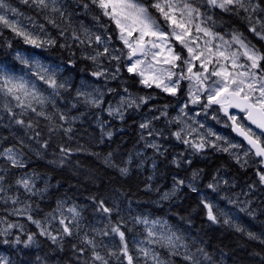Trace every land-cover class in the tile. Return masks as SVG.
Returning <instances> with one entry per match:
<instances>
[{
    "label": "trees",
    "instance_id": "16d2710c",
    "mask_svg": "<svg viewBox=\"0 0 264 264\" xmlns=\"http://www.w3.org/2000/svg\"><path fill=\"white\" fill-rule=\"evenodd\" d=\"M6 2L26 18L25 23H31L28 27H32V30L28 31L41 39H54L56 45L34 49L24 44L23 40L16 37L7 27L0 25V62L9 67L15 65L18 70L22 66L15 60V52H35L42 63L59 64L64 69L60 76L69 79L76 87H79L83 80L100 88L105 95L104 104L99 109L86 107L82 103L72 107L75 102L74 89L69 92L61 91V95L55 98V106L52 104L45 106V111L52 116L55 123H64L59 120L61 112L66 113L69 118L78 117L72 124L74 131L71 139L62 130L49 133V121L43 117H37L32 112L22 117L25 121L38 122L35 130L41 133L39 139L48 140L50 146L46 151L41 149V157L24 149L27 153L26 159L30 158L27 169H10L7 162L0 159V166L5 169V172L0 173L5 177V192L0 193V257L6 258L9 264H83L84 260L89 259L91 255V249L81 243L85 232L97 243L103 240L109 248L120 246L118 236L110 234L102 237L91 231L92 227L103 228L110 219L112 225L121 224V230L126 235L129 254L133 256V264H145V259L138 248L141 246L139 242L146 239V226L136 223V218H147L150 222L153 220L166 222L163 227L156 225L154 230L157 233L167 232L170 228L177 235H182L184 242L193 250L196 246H203L212 255L215 264H264V242H262L264 241V185L260 183L258 176V173L264 172V169L262 165L255 163L257 159L252 157L250 165L237 163L233 155L215 149H208L187 158L184 155L186 149L182 144L175 146L177 143L170 134L167 139L162 140L161 150L164 154L155 153L152 148L146 147V142L141 138L145 131L140 128L144 112L131 108L125 112L124 119L120 120L108 115L104 109L108 104L113 105L120 95H125L124 88H127L132 96L151 97V103L157 107L165 105L173 108L177 103V97H184L183 87H180L175 97L165 95L153 87H143L139 77L127 71L125 55H121L122 45L114 22L90 2L89 9L85 10L74 0H65L68 11L72 15L70 17L66 15L63 19L58 13L38 12L34 7L25 5L20 0H6ZM254 2L264 7V0H254ZM144 3L150 4L151 0H144ZM151 11L155 12L154 9ZM212 11L217 21L214 31L226 39L231 38L234 30L239 31L264 53V40L248 30V21L242 19L244 13L236 16L221 12L219 9ZM156 15L159 14L156 13ZM46 16L55 19L59 27L49 23ZM96 16L99 17L98 20L94 19ZM256 17L264 18V12L258 11L253 14V23ZM39 25L44 26L43 31L40 30ZM84 29H88L89 34L101 35L105 40L108 36L111 37V41L107 44L109 55L101 56L97 63L84 57L95 55V51H102L103 47L94 41L89 46ZM61 30L64 31L63 36L60 35ZM73 31L85 39L84 44L71 39ZM9 43L11 47L8 46ZM61 45L65 46L61 47ZM175 47L181 56L185 54L183 49L177 45ZM111 55L120 56V61L111 60ZM117 65L120 72L116 79L106 80L104 77L96 79L91 75L93 71L98 70H105L111 74L115 72ZM261 65L264 66V61H261ZM32 79L35 81V77ZM35 82L38 88L46 92L51 91L42 82ZM110 88H115L116 92L109 93ZM2 103L3 100L0 99V104ZM11 103L15 105V101ZM14 110L17 113L20 112L18 108ZM3 115L2 123L6 124L7 113ZM98 121H102L105 129L113 133L110 139L107 136L101 139ZM215 127L217 128L216 123ZM224 131L229 138L235 139L229 127ZM12 132L23 136L34 149L39 147L35 140H28L23 129L14 125L11 130L0 126V136L7 137L0 143V148L13 144L20 147ZM60 146L68 149L83 146L87 152L73 151L68 157V163L59 166L51 161L60 158ZM109 153H112V160L115 163L129 167L127 176H122L118 169L104 164L102 158ZM94 154H99L100 158ZM129 157L132 158V163L127 165ZM174 158L180 160L181 167L172 163ZM153 160L155 168L152 166ZM187 160L191 163H185ZM26 171H35L40 174L41 179L36 181L38 189L44 190L47 180V189L33 196L16 186L15 180ZM194 171L199 172V177L193 181L198 191L192 192L185 186L181 187L175 195H171L175 179H183L187 184ZM223 180L228 183L221 184ZM214 181L219 184L218 192H212L207 187ZM245 188L250 189L251 192L246 191ZM166 192L170 195L164 199L162 197ZM234 192L244 193V196L236 197L235 205L228 204V199L235 201L232 196ZM203 195H206L217 207L227 208L232 214V224H224L223 218L217 224L208 221L207 210L200 203ZM9 196L18 197V202L13 204L8 199ZM93 197L97 200L104 199L106 205L110 207L115 206V201V204L119 205V211H113L111 217L96 211L97 205ZM62 202L63 208L58 209V204ZM243 202L246 203L244 207ZM73 206L81 211V228L79 234L74 231L73 236H64L62 247L59 242L54 244L49 238L39 235L40 229L28 219L31 215L33 219L41 221L54 235H59L57 230L62 231V226L59 224L61 213L67 217L66 224L69 223L72 214L68 212V208ZM239 207L245 208L246 211H240ZM53 215L55 219L52 218ZM236 226L243 231H237ZM249 233L256 239L250 238ZM30 234H34L36 243L25 247ZM16 237L20 238L21 243H15ZM5 240L8 243H4ZM73 245L77 248H85L84 255L80 256L74 251ZM144 246L154 248L161 259L170 261L171 264H185L181 255L172 256L166 248L158 245ZM98 250L102 255L107 256L105 248L100 247ZM179 251L182 253L184 249L181 248ZM120 261L127 264L123 256L119 260L115 257L109 258V264H120ZM148 264H152L150 259Z\"/></svg>",
    "mask_w": 264,
    "mask_h": 264
},
{
    "label": "snow or ice",
    "instance_id": "6c2138e0",
    "mask_svg": "<svg viewBox=\"0 0 264 264\" xmlns=\"http://www.w3.org/2000/svg\"><path fill=\"white\" fill-rule=\"evenodd\" d=\"M20 2L34 7L38 12L58 13L62 19L66 15L68 17L72 15L68 11L65 0H20ZM74 2L85 10L89 9L90 2L101 9L104 16L115 23L116 28L119 29V39L129 50L126 54L121 52V55H126L127 60L132 61L130 65H127V71L141 77L140 83L148 87L155 84L157 88H161L162 91L174 96L180 90L181 81L185 79L191 81L192 83L189 85V98L191 102L193 104L199 102L201 95L207 93V102L203 105V108L207 109L213 104L219 105L220 110L232 122L231 127L233 131L243 137L251 146L244 155L247 156L249 151L254 149L257 157H264V140H262L264 138V66L261 65V61H264V53L239 31L234 30L231 33L230 40H226L223 35L214 31L217 21L212 11L213 9H219L221 12L236 16L244 13L245 15L242 19L248 21V30L259 39L264 40V18L256 17L253 23V14L258 11L264 12V7H261L260 3L254 2V0H151L150 4H145L144 0H74ZM152 9L155 12L151 11ZM6 10L11 11L13 15H20L18 10L12 8L6 0H0V25L11 30L16 37L23 40L24 44L30 45L34 49L56 45L54 39H41L39 36L26 30L23 26H20L18 21L9 20L6 14H2ZM156 13L159 15H156ZM45 18L54 27H59L55 19L47 16ZM94 19L98 20L99 17L96 16ZM161 19L168 25L170 30H166L162 26L160 23ZM39 27L41 31L44 30L43 25H39ZM193 28L196 35H193ZM84 34L89 46L94 41L97 45L103 47L102 51L96 50L95 55H86L85 59L97 63L101 56L109 55L107 44L111 41L110 36L105 40L99 34H89L88 29H84ZM134 34L136 35L134 36ZM200 34L208 37L203 42V49H200V44L198 43L201 39ZM60 35H64L63 30H61ZM71 39L78 41L79 44L85 43V39H82L75 31H73ZM173 40L187 49L188 58H182L179 52L174 51L171 43ZM217 40L220 42L214 44L213 42ZM234 45L236 46L235 51L232 50ZM8 46L11 47V44L9 43ZM64 46L61 45V47ZM156 49H159V51H156ZM165 50L167 51V56L161 61L158 58ZM134 57L136 59H133ZM241 57L244 58L243 62L241 61ZM120 58L117 55L110 56L111 60L118 62ZM15 60L22 66L18 70L15 65L9 67L0 62V99L3 100V103L0 104V126L7 127L10 130L14 125L19 126L24 130V135L28 137V140H35V143L39 147L34 149L23 136L12 132L20 147L13 144L0 148V159L6 161L10 169H27L30 158L26 159L27 153L24 149H27V152H34L37 157H41V149L46 151L50 145L48 140L39 139L41 133L35 130L38 122L32 120L25 121L22 118L23 116L28 112H32L37 117H43L49 121V133L62 130L71 139V134L74 131L72 124L78 117L69 118L66 113L61 112L59 113V120L64 123H55L52 116L45 111V106L47 104L55 106V98L61 95V91L69 92L74 89L75 102L72 104V107H76L77 104L82 103L86 107L99 109L104 104L105 93L95 85L83 80L80 86L76 87L69 79L60 76L64 69L59 64H44L35 52L16 51ZM194 60L200 61L199 68L202 71L193 72ZM176 61H182L183 67L178 65ZM161 63L170 65V68L164 69L158 67ZM213 63L216 66L209 72L208 65ZM177 68H180V71H173V69ZM185 68L186 72L184 71ZM119 72L120 68L117 65L115 72L111 74L105 70H98L93 71L91 75L96 79L104 77L108 80L116 79ZM32 77H35V81L47 85V88L51 89V91L46 92L38 88L37 83ZM174 77L175 79H173ZM213 77L216 79L212 80ZM165 80L168 83H165ZM209 81L211 83H208ZM108 92L114 93L116 89L110 88ZM124 93L126 95H120V99L115 106L108 104L106 109H104L108 112V115L120 120L124 119L125 112L128 109H139L141 105L148 103V100L151 99V97H133L127 88H124ZM11 101H15V105H12ZM184 107H187V104ZM17 108L20 109L19 113L14 110ZM229 108H235L239 112L244 113V116L240 119L247 120L251 125H254L255 129L259 130V134L252 127H246L244 124L238 123L237 116L229 114ZM183 111L184 108H181V112ZM3 113H7L8 116L6 124L2 123L4 121ZM161 115L166 116L167 113L161 112ZM159 118V116L153 117V119ZM213 118L215 119V117ZM151 123V120H146L140 124V128L148 130L147 135L149 137L162 136V132H156L154 128H150ZM98 125L101 128V139L104 136L110 139L113 133L105 129L102 121H98ZM200 127L203 128L204 125L201 123ZM196 132L195 128L189 127L187 132H184L182 129L172 134L185 145H190L196 152L203 151L205 146L209 145L220 151L233 154L230 152V149L241 147L239 144L229 143L224 137L217 135L211 129H208L207 136H214L216 141H224L227 145L226 147H220V145L208 141L204 135H199L198 141L186 138ZM141 138L144 139V136L142 135ZM6 139L7 137L0 136V143ZM146 147L152 148L159 155L164 154L161 150V145L155 141L146 143ZM73 151L87 152V149L83 146L77 149H68L60 146V158L51 161V163L64 166L68 163V157ZM94 155L100 158L99 154ZM236 159L237 163H240L239 155H236ZM102 160L107 167L118 169L122 176L129 174L128 166H120L112 160V153L103 157ZM131 163L132 158L129 157L126 164L130 165ZM172 163L177 167L182 166L178 158H174ZM185 163L190 164L191 161L187 160ZM244 163H247V161H244ZM152 166L155 168L154 160ZM241 166L243 167V164ZM3 172H5V169L0 166V173ZM258 176L260 183L264 184V172L258 173ZM198 177L199 172L194 171L187 184H185L183 179L176 178L171 195H175L181 187L185 186L192 192H197L198 189L193 181ZM39 179H41L40 174L35 171H26L15 180V185L23 188L26 194L35 196L48 187L46 180L45 189H38L36 181ZM4 180V175H0V193L5 192ZM223 182L225 184L228 183L226 180ZM207 187L212 192L219 191V184L215 181L209 183ZM169 195L166 192L162 198L167 199ZM8 199L13 204H16L19 198L9 196ZM93 201L97 205L96 211L107 214L108 217H111L113 211H119V205L115 204V201L114 207L107 206L104 199L97 200L93 197ZM200 203L207 210L206 217L211 223H220L221 218H223L222 222L224 224H232V214H230L227 208L217 207L206 195L201 197ZM227 203L235 205V201L231 199H228ZM57 208H63V202L58 204ZM240 211H246V209L240 208ZM68 212L72 216L67 224L65 222L67 217H64L61 213L59 224L62 226V231L60 229L57 230L59 235H54L41 221L33 219L31 215L28 216V219L40 229L39 235L49 238L54 244L59 242L62 247L63 237L73 236L74 231L76 234H79V229L81 228V211L76 206H73L68 208ZM52 218L55 219L56 217L53 215ZM136 223L146 226V239L139 242L141 246L138 248L139 253L145 259V264H148L149 259L152 264H171V262L161 259L154 248L144 245H158L161 248H166L172 256L181 255L185 264H215L212 255L203 246H196L195 250H193L184 242L182 235H177L170 228L167 232L161 233H157L154 230L156 225L159 224L163 227L166 222L158 220L150 222L147 218H136ZM9 227H13V225H9ZM236 230L243 231L239 226H236ZM91 231L102 237H107L110 234L118 236L120 246L118 248H109L103 240L97 243L94 238L89 237L88 233L85 232L81 238V243L91 249V255L89 259L84 260L83 264H109V258L115 257L119 260L121 256L127 260V264H133V256L129 254L126 235L121 230V224L112 225L109 219L108 224L103 228L92 227ZM249 236L252 239H256L251 233H249ZM4 243H8V241L5 240ZM15 243H21L19 237H16ZM33 243H36L34 234H30L27 237L25 247ZM193 244H195V241H193ZM100 247L107 250V256L101 254L98 250ZM181 248L184 249L182 253L179 251ZM73 249L80 256H83L86 251L85 248H77L75 245H73ZM0 264H9V261L4 257H0ZM120 264H123V261H120Z\"/></svg>",
    "mask_w": 264,
    "mask_h": 264
},
{
    "label": "rangeland",
    "instance_id": "374dc122",
    "mask_svg": "<svg viewBox=\"0 0 264 264\" xmlns=\"http://www.w3.org/2000/svg\"><path fill=\"white\" fill-rule=\"evenodd\" d=\"M2 14H6L7 18L11 21H14V22L18 21L19 25L23 26L26 30H32V27L31 28L28 27V24L31 25V23H25L24 19H26V18L24 16H22L21 14L20 15H13L11 11H7V10L5 11V13H2ZM160 23L162 24V26L166 30H170L168 28V25L162 19L160 20ZM32 26H33V24H32ZM117 33H118V38H119V29H117ZM135 35L136 34H134V36ZM193 35H196L194 28H193ZM200 36H201V39L198 41V43L200 44V49H203V47H204L203 42H204V40H207L208 37H204L203 34H200ZM226 40H230V39H226ZM119 41L122 45V50H123L122 52L126 54L129 50L124 46V44L122 43V41L120 39H119ZM219 42L220 41L217 40V41H214L213 43L215 44V43H219ZM171 43H172V46H173L175 52H178V50L175 49L176 48L175 45H177V47L184 50L185 54L182 56V58H188L189 54L187 52V49L183 48L178 42H176L174 40L171 41ZM232 50L233 51L236 50L235 45L233 46ZM156 51H159V49H156ZM205 55H207V53H205ZM165 56H167L166 50L158 59L163 61ZM133 59H136V57H134ZM243 60H244V58L241 57L242 62H243ZM125 62L127 65H130L132 61H128L126 58V55H125ZM176 63L183 67L182 61H176ZM193 65H194L193 72L202 71V69L199 68V65H200L199 60H194ZM215 66L216 65L214 63L209 64L208 65L209 72ZM158 67L168 69V68H170V65L161 63L160 65H158ZM173 71H180V68L173 69ZM184 71L186 72V68L184 69ZM139 79L141 80V77H139ZM173 79H175V77ZM215 79H216L215 77L212 78V80H215ZM164 82L168 83L167 80H165ZM180 83H181V87H183V89H184L183 90L184 97H180V96L177 97V103L175 104V106L173 108H170V107L165 106V105H162L161 107H157L155 104L153 105L151 103L152 100L149 99L148 103L141 105V107L138 109V111L144 112L143 113L144 114L143 122H145L146 120H151L152 123L150 125V128H154L156 130V132H162L163 133L162 136L149 137L147 135L148 130L144 129L145 130L144 134H143L144 141L146 143L155 141L161 145L162 140L167 139L168 135L170 134V137H172L173 140L176 141V143H177L175 146H179L182 144L184 149H186V151L184 152V155L187 158H190L191 155L193 156V154H198L199 152H196L193 148H191L190 145H185L184 143H180L181 141L177 140L172 133H174L175 131H180L182 129L184 130V132H187L189 127L195 128L197 130V132L193 133L192 136H187L186 137L187 139H189V140L195 139L198 141L199 135H204L208 141L214 142V143L220 145V147H226L227 145L224 143V141H216L214 136H207L208 129H211L217 135L224 137L229 143H235V144L241 145V147L238 149L237 148L230 149V152L233 153L231 155H233L235 158H236V155H239L240 162H242L243 164H249L250 165L252 157H254L253 154L249 151V154L247 156H245L244 153L246 151H248V149L245 147V145L242 144L236 138H235L236 140L229 138V136L225 133L224 129L227 127L230 128V125L226 121V119L224 118L223 112L220 110L219 105L213 104L210 107H208L207 109H204L203 105L206 104V102H207L206 101L207 93H204L203 95H201V100L199 102L193 104L189 98V85L192 82L185 79V80L181 81ZM208 83H211V81H209ZM141 85L145 88H150V87L156 88L160 92H162L165 95H168L170 97H175L178 94V92H177V94L174 96L170 95V94L162 91L161 88H157L155 86V84H152L150 87L145 86L142 83H141ZM133 97H136V96H133ZM139 97H141V96H139ZM136 98H138V96ZM180 98H181V100H180ZM119 99H120V97L113 103L114 106L118 103ZM185 104H187V107H184ZM181 108H184L183 112H181ZM161 112H166L167 115L162 116ZM185 113H187V115H185ZM197 113H199V115H197ZM233 115L237 116L238 123H242L246 127H251L244 120L240 119L242 117L240 114L234 113ZM156 116H159L160 118L159 119H153V117H156ZM213 117H215V119ZM201 123L204 125L203 128L200 127ZM215 123L217 124V128L215 127ZM254 131H256V130H254ZM257 133L259 134V132H257ZM182 135H183V133H182ZM208 149L218 150L217 148H213L209 145H206L205 149L203 151H206ZM203 151H201V152H203ZM244 161H247V163H244ZM255 163L264 166V164L259 159H257V161H255ZM220 183L223 185L225 184L224 182H220ZM262 185H264V184H262ZM245 190L251 192L250 189L245 188ZM233 194H235V195H233ZM233 194H232V196L235 199V202L237 201L236 197H243L244 196V193L239 194L238 192H234ZM244 206H246L245 202H243V207ZM239 209H240V207H239Z\"/></svg>",
    "mask_w": 264,
    "mask_h": 264
},
{
    "label": "water",
    "instance_id": "95a60500",
    "mask_svg": "<svg viewBox=\"0 0 264 264\" xmlns=\"http://www.w3.org/2000/svg\"><path fill=\"white\" fill-rule=\"evenodd\" d=\"M228 111H229V114H230V115H233L234 113H238V114H240L242 117L244 116V113L239 112V111H238L237 109H235V108H229ZM222 112H223V111H222ZM223 115H224V113H223ZM224 117H225L226 121H227V122L229 123V125H230V131H231L232 136H233L234 138H236L237 140H239L242 144H244L245 147L248 148V150H249V149L251 148V146L247 143V141H245V140L243 139V137H241V136L238 135L235 131H233V129H232V127H231V123H232V122H231L230 120H228L227 116L224 115ZM244 121H245L249 126H251L254 130H256L257 132H259L258 129H255V126H254V125H251L247 120H244ZM250 152L253 154V156H254L255 158L259 159V160L264 164V157H257V156L255 155V150H254V149H252ZM263 168H264V166H263Z\"/></svg>",
    "mask_w": 264,
    "mask_h": 264
}]
</instances>
